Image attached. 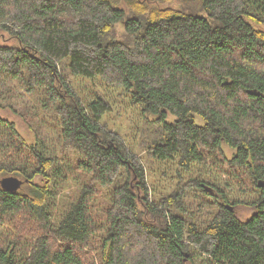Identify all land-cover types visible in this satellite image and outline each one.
Wrapping results in <instances>:
<instances>
[{
  "label": "trees",
  "instance_id": "16d2710c",
  "mask_svg": "<svg viewBox=\"0 0 264 264\" xmlns=\"http://www.w3.org/2000/svg\"><path fill=\"white\" fill-rule=\"evenodd\" d=\"M125 1L0 0V33L18 39L0 45V104L17 109L16 81L28 115L52 116L31 142L0 115V264H264V0ZM69 74L157 116L143 147L176 166L172 190L153 192L104 122L110 100L84 99Z\"/></svg>",
  "mask_w": 264,
  "mask_h": 264
},
{
  "label": "rangeland",
  "instance_id": "374dc122",
  "mask_svg": "<svg viewBox=\"0 0 264 264\" xmlns=\"http://www.w3.org/2000/svg\"><path fill=\"white\" fill-rule=\"evenodd\" d=\"M119 6L127 9V1L119 0ZM127 13L129 14V11ZM116 31L118 38L128 39L129 35L126 32L124 22L117 24ZM17 43V38L12 37L10 34L0 33V45H15ZM68 81L84 99L87 98L88 100L95 98V96H104L110 100L113 109L105 115L104 122L107 123L108 127L119 132L124 137L128 146L137 152L138 157L147 168L148 178L153 192L162 195L172 190L179 180L174 173L176 166L169 162L157 161L151 158L143 147V131L147 127V124L143 120L145 114L151 119H155L157 116L152 113H145L142 105L132 103L131 93H127L123 88L109 84L101 76L90 78L69 74ZM13 85L19 92L18 98L14 99L17 109L3 106L4 103L3 105L0 104V115L14 121L20 132L31 142L35 141L37 133L49 136L52 133L50 124L52 116L45 115L42 111H39L38 114L28 115V112L35 110L32 106L33 100H31L28 94H20L22 92L24 93V88L19 83L14 81ZM35 103L37 104L38 102L35 101ZM28 108L29 110L27 111ZM172 119L173 116L170 114L168 120L172 121ZM197 119L200 121V118L197 117ZM30 124H32V127ZM225 148L230 156L234 154L232 148L229 146H225ZM198 171L199 168H193L190 171L184 172V175L187 178ZM203 173L214 175V172L210 168L204 169ZM222 178H227V175L222 174ZM232 193L234 198L241 200L249 199L254 195L252 191L242 193L239 189H233ZM241 200L240 202L242 203ZM244 207L240 209L242 212L240 211L239 216L242 218L249 217L255 211L252 205Z\"/></svg>",
  "mask_w": 264,
  "mask_h": 264
},
{
  "label": "water",
  "instance_id": "95a60500",
  "mask_svg": "<svg viewBox=\"0 0 264 264\" xmlns=\"http://www.w3.org/2000/svg\"><path fill=\"white\" fill-rule=\"evenodd\" d=\"M1 185L4 189L16 192L22 185V180L15 176H8L2 179Z\"/></svg>",
  "mask_w": 264,
  "mask_h": 264
},
{
  "label": "flooded vegetation",
  "instance_id": "af4514ba",
  "mask_svg": "<svg viewBox=\"0 0 264 264\" xmlns=\"http://www.w3.org/2000/svg\"><path fill=\"white\" fill-rule=\"evenodd\" d=\"M251 214H252V213H251ZM251 214H250V215H251ZM238 215H240V211H238Z\"/></svg>",
  "mask_w": 264,
  "mask_h": 264
}]
</instances>
